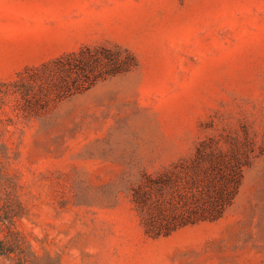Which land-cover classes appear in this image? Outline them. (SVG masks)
Here are the masks:
<instances>
[{
  "label": "rangeland",
  "instance_id": "374dc122",
  "mask_svg": "<svg viewBox=\"0 0 264 264\" xmlns=\"http://www.w3.org/2000/svg\"><path fill=\"white\" fill-rule=\"evenodd\" d=\"M100 44L137 65L33 80ZM204 139L245 162L233 204L146 234L133 188ZM0 264H264V0H0Z\"/></svg>",
  "mask_w": 264,
  "mask_h": 264
},
{
  "label": "trees",
  "instance_id": "16d2710c",
  "mask_svg": "<svg viewBox=\"0 0 264 264\" xmlns=\"http://www.w3.org/2000/svg\"><path fill=\"white\" fill-rule=\"evenodd\" d=\"M135 54L120 46L84 45L61 55L32 75L39 86L48 85L58 98L88 89L98 80L131 71ZM201 140L190 159L157 175L146 173L133 188V201L146 234L158 237L202 221L221 218L239 192L244 160L238 148L209 146ZM211 147V148H208Z\"/></svg>",
  "mask_w": 264,
  "mask_h": 264
}]
</instances>
